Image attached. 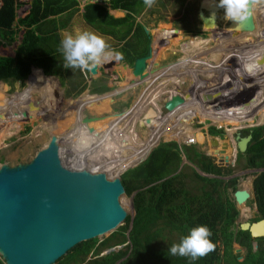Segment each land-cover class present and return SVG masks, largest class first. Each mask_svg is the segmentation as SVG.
<instances>
[{
  "label": "rangeland",
  "instance_id": "1",
  "mask_svg": "<svg viewBox=\"0 0 264 264\" xmlns=\"http://www.w3.org/2000/svg\"><path fill=\"white\" fill-rule=\"evenodd\" d=\"M13 1L14 6H16L15 18L19 19L24 17L30 9L32 0ZM109 1L110 0H77L76 6L73 8L74 10L64 12L56 16H48L45 20H42L34 25L38 26V29L40 26V32L44 33L45 37L49 39V43L51 42V44H56L57 42L60 45L62 33L65 31L75 34V30L79 29L80 31L95 33L106 40L108 45H110V50L122 53L123 59L116 60L115 58H111L109 60H103L101 64L98 65L99 70H97V73L91 77L87 75L88 77L86 79L82 74L83 70L81 68L66 69L63 65L61 72L48 76L51 77L54 82L51 81L52 79H49V82H47V79H40L39 81L34 79L31 85L24 88V83H9L0 80V88H3L1 84H4L3 93L0 92V94L4 99V104L7 106L5 114L0 121V163L3 161L10 162L22 156L33 155L37 149L46 145L48 139L58 142V150L61 147L66 146L69 142H78L80 140H89L90 138L98 137L99 140L97 141V144H95V147L100 154H107L102 151L105 147L109 148V153H113L115 156L116 154L120 155L119 153H121L125 148L123 147V144L127 143L129 145V142L127 141L128 138L125 137V134H122L124 132V127H127V130H129V125L135 123V116L137 117V115H135V111L138 110L140 115L138 116L139 123H137L136 127L134 126L135 128L131 136L135 137V140L130 142L131 145H129V149L135 155L139 153V157H141V155L142 157L140 159L138 158L135 163L129 165V167H125L122 171L118 172V169L115 170V168L112 167L110 163L111 161L108 160L109 158L104 155L105 158L103 159L113 168L112 178L117 181L121 180L120 176H122L127 170H131L140 164L149 150L154 149L156 145V147L160 145L164 146L162 144L171 142L175 144V146H166L173 147L171 149L173 152L176 150L175 152H177L178 157V160L176 161L178 166L171 175L183 172L185 178L189 179L192 175V171H194L200 177L219 181L223 186L228 185L230 181H234L233 183L235 187H241L249 192L250 199L244 204V206H237L238 216L230 228L234 234L240 223L253 221L256 216V206L254 202H252L254 200L252 181L264 170L261 168H251L246 166L245 159L237 156L234 138L236 135L239 137H245L249 131H252V128L264 127V115L261 117L260 121L255 116L256 114L264 112L263 89L259 88L260 86L257 87L258 85H255L257 87L254 90L255 100H251L253 103L251 111L254 117L251 118V122L244 120L240 122L237 121L239 117H247L246 110L244 109L246 108L245 105L248 102L242 104L241 107L228 103V116L226 117V115L224 116L221 114L214 115L217 113L219 105H207L206 98L204 97V95L206 96V93L204 94L203 91V96L199 95L200 92H196L192 95V97L187 94L183 97L182 93L184 89H188L193 76L198 79V88L203 85L208 87L205 88L207 91L213 87L216 89L215 92H217L221 89L220 85H217V83L220 80H223L221 78L223 77L224 71L226 72L229 69L226 75L234 78L230 74L232 70V73H235L236 71L241 73V70H243V63H241L239 58L247 61L251 60L250 56L256 58L253 60L255 65H251V68L249 67V69L245 68V73L246 71L249 73L252 72L253 74L259 73L258 70H260V67L262 66L260 64L262 63L264 65V0L256 4L253 8L252 23L254 28L251 32H241L247 33L240 34L242 36H246L243 37V40L245 41L241 40L242 43H240V39H238L240 35H236L240 32L233 31L232 22L224 19L223 8L217 6L216 16L219 20L213 29H204L202 27L197 17L199 4L202 0H156L152 7H147L143 3L139 10L136 13H131L130 16H128L129 13L127 12L110 9ZM213 1L216 5L219 4V0ZM257 2H259V0L254 3ZM89 4L97 5L101 8L100 16L92 25H89L82 19L83 8ZM127 16L130 19H128L126 23H120V25L113 26V29L111 28V34L109 35L105 33L108 30V27L105 26L106 21H109V19L124 20ZM255 20H258L260 26L259 32L257 30L258 26L255 24ZM130 22L131 24H129ZM136 26L140 27L139 33H133ZM26 27L27 25L25 23L22 25H19L17 22L12 23L10 29L14 32V39L10 42V44L0 46V57H6L9 59L15 57L14 52L20 44L22 35L25 33L24 31L27 30ZM164 28L165 30H163ZM28 29H32V27H29ZM214 29L217 31L214 32ZM154 32H165L166 34L170 32L171 34H174H169L170 39L172 40L170 50L174 54V57L172 56L169 64L177 61L178 68H181L182 65L181 58H185L181 48L177 47L176 42L174 41L175 38L178 37H183L180 42L185 39H201V41L207 42L206 46L211 49L230 40L232 42L229 43H231L232 46L229 47V49L226 47V43L221 45V47L224 49V52L230 50L231 55L228 56V54L224 52L222 55H219L210 49L201 48L200 50H192L190 52L191 54L194 53V55L199 56L202 54L206 60V64H203L202 60L199 64L200 70L202 71L201 73L195 66V74L191 73L190 76V70L189 74H185L182 78H179V82L182 80L188 81H184L182 84L176 85L177 87H174L175 90L171 88L168 89L174 80L173 78L169 79V77L172 76L171 69L166 70L164 75L161 74L162 76H156L152 82L144 83L143 79L145 76V69V73L147 74V71H153L152 73H154V71H158V69L163 70V67H165H161V61L163 59L158 58L155 56V52L151 51V44L156 37ZM180 32H185L187 35H179L181 34ZM136 38H138L139 42H136L134 46L131 45L136 41ZM127 41L131 44H128ZM126 44L135 47V51L130 48L128 49ZM52 48L54 49L53 45ZM127 51L129 52L128 54ZM126 55L127 57H125ZM140 58L142 59L144 65V68L142 69L143 72L141 71L139 76H134L132 75V66L134 61ZM189 58L187 56L186 60ZM50 59L55 62V65L59 64L57 56ZM46 60H49V58H45V61ZM155 62L158 64L155 65ZM196 62L199 63L197 56ZM211 63L213 64L211 65ZM239 65L241 67L240 70L239 67H237ZM45 67L49 70V72H52L51 70L54 68L50 61H46ZM205 68H207V72ZM84 72L86 74V69H84ZM245 73L242 74L245 76ZM248 75L249 74L246 76ZM233 80L239 81L240 79L235 77ZM89 81L90 83H88ZM53 83H55L56 87L53 86ZM245 84L246 86L248 85L247 83ZM48 85L50 90L46 87ZM149 85L151 86L150 89H153L154 92L163 85H165L163 88L168 89L167 91L169 95L171 94L170 92H172V95H170L172 96V98H170V102L174 99L175 103L174 101L171 102V105L170 103H166L168 102V100H164L166 97H162L157 101L160 103L159 109H162V111L160 110L162 115L157 113V108H153L152 110L150 108L149 110L147 107L149 104H147L148 102H145L144 94L149 93L150 89L146 90ZM93 87L96 90L99 88H105L107 91L93 95L90 94V92L92 93L93 91ZM194 88L197 87L195 86ZM179 90H181V92ZM54 91L60 97H62V94L64 95L63 102L60 106L55 104L57 100L54 97ZM248 91L250 90L248 89ZM260 93L262 95H260ZM234 96L236 95H233L232 98ZM259 100H261V102ZM221 102L227 103L229 102V98H224ZM146 107L147 110L145 109ZM165 108H172V110L165 111ZM194 108H196V110ZM26 109H29L30 114L34 109L31 116H27L25 118H22L21 116L16 118H7V115L11 112L17 110L26 111ZM140 112H142V114ZM190 113H192L191 115H194L195 113L198 114L203 123L204 130H200L202 125L196 126L197 124L195 121L193 122V120H191L192 116L184 117L185 115H190ZM161 118L162 120L160 121L163 123L161 122L162 125H159L158 122L160 121H157V119ZM215 120L218 123L215 122L216 124H214L213 121ZM234 120L238 122L236 125L232 123ZM166 121H168L167 124L164 123ZM225 122L232 124V126L226 127L229 128L228 130H233L229 136H227L226 131H224ZM143 123H148L147 133H149V139H147L145 135L144 137H141L137 133V130L139 133L143 132ZM193 123H195L194 129L197 130L196 132L194 131L195 136L197 137L196 140L193 139V135L188 138L192 140H187L184 135V139L183 137L176 140L169 137L167 138V134L169 135L175 133L171 128L172 126H185L193 129ZM219 124L222 126H219ZM161 126L164 127V130L154 135L158 128L162 129ZM83 129L85 131H83ZM260 132L261 136H264L263 128ZM103 139L105 142L100 143ZM211 139H216L218 142L216 144V148L212 147L211 142L208 141H211ZM149 141L150 143H148ZM219 141H225L228 143L225 145ZM147 143L154 146L149 149ZM222 145L225 146L223 150L224 156L229 159V161L227 165L222 163V167L216 166L220 169L219 172L221 174H204L196 169V161L200 160L199 155L196 156L197 153L209 155L208 157L213 160L212 164L215 165L213 156H217L215 151L222 148ZM211 150H213V154ZM69 151L70 149H68V152ZM230 153H232V156ZM61 156L62 160L65 161L63 153ZM65 163V167L72 168L66 161ZM101 176L103 177L101 181L111 182L105 180L106 178L109 179L105 174H101ZM164 178H169V174ZM197 186L199 187L200 185H198V183L196 185H192L190 180H188L187 185H183L184 189L195 195H198L199 192ZM207 186H209V184H207ZM148 188L149 186H146L140 188V190L143 191ZM231 190L232 189L230 188L227 189L228 196L229 194L231 195ZM135 193L136 191L127 195L126 191L123 189V193L119 195V202L127 212V217L125 218L126 222L121 223V226L117 227L114 231L96 239L92 249L85 253V255L81 258L83 260L79 264H89L96 259L99 260L100 258H103L108 260L115 257L116 259H113L111 264H121L129 256L132 248L129 233L131 231L135 215L132 200ZM178 198L182 200L180 196ZM175 203L177 206L181 205V201L179 200H176ZM173 214L177 217L181 216L180 211L177 209H174ZM197 215L198 212L194 210V216L191 215V218L193 219L189 221L187 226L192 225L193 227L195 225L194 219H196ZM153 222L154 225L150 229L151 232L153 233V230L157 229H160L161 232L158 235H155V233L152 234V239L149 243L150 248L167 251L173 243H179L181 240L179 230L175 227V230H172V228L169 229L165 224V219L163 218L155 219ZM217 245L219 247V251H221L220 245ZM251 246L252 251L257 249L254 242L251 243ZM231 249L232 254L236 255L237 261H241L244 256V249L234 242L231 243ZM212 263L216 264L214 261H212ZM258 264L263 263L260 262Z\"/></svg>",
  "mask_w": 264,
  "mask_h": 264
},
{
  "label": "trees",
  "instance_id": "2",
  "mask_svg": "<svg viewBox=\"0 0 264 264\" xmlns=\"http://www.w3.org/2000/svg\"><path fill=\"white\" fill-rule=\"evenodd\" d=\"M261 1L262 0H259V2L255 3V5L260 3ZM76 2L77 0H32L28 13L24 17L17 20V23L19 25L25 23L27 25V30H25L20 44L19 46H17L14 52L15 57H13L12 59L0 57V80L9 83L22 81L28 73L26 76L24 87L26 88L31 85V79L29 78V75L35 72V68H30V66L40 68L44 75H54L57 72H61V69L64 65V59L62 54L58 51L59 44L57 42L56 44H51V42L49 43V39L43 36V34L34 37V25L41 22L42 20H45L48 16H56L64 12L74 10L73 8L76 6ZM109 2L110 9H117L127 12L129 13L128 16H130L131 13H136L143 4V0H110ZM15 7L16 6H14L13 0L1 1L0 46L8 45L14 39V32L10 28L15 16ZM100 12L101 8L97 5H86L83 8L82 19L89 25H92L100 16ZM128 16L126 17V19L124 18V20L109 19V21H106L105 26L108 27V30L105 33L109 35L111 34V28L113 26L120 25V23H126L128 19H130ZM129 24H131V22ZM255 24L258 26V20H255ZM29 27H32L33 29H28ZM139 31L140 27L136 26V29L133 31V33H139ZM155 33L161 34L162 32H154V34ZM240 34L247 33L240 32L236 35ZM243 37L246 36H239L238 39H240V43H242L241 40L245 41L243 40ZM169 39V34H165L161 38V40H158V45H156V48L154 50L155 56L163 59L161 61V67L165 66L163 67L164 69H158V71H154V73H152L153 71H147V74L145 73V69V80L160 73H164L167 69L172 70L173 68L177 67V61L169 64L170 59L174 55L170 50V46H172V40ZM181 39H183V37L175 38L174 41L176 42V46L181 48L185 58H181V68L172 71L171 77L175 79V84H171L169 88L167 87L168 89L171 88L175 90L177 84V73L181 71L189 73V71L191 70L190 74H195V67L193 66H196V68L200 70L199 64L201 60L203 64H206V60L202 54H200L199 56L194 55V53L191 54L189 52H191L192 50L195 51L196 49L200 50L202 48L210 49L215 53L222 55L224 49L221 47V45L226 43L225 45L228 49L232 46L231 43H229L232 41L228 40L227 42L221 43L219 46L217 45L216 47L211 49L206 46L207 42L201 41V39H185L184 41L180 42ZM136 42H139L138 38H136V41L133 44H131L130 42H128V44L134 46ZM52 45L54 49L52 48ZM126 46L128 49L130 48L135 51V47L127 44ZM128 53L129 52L127 51V54ZM224 53H227L228 56L231 55L230 50ZM55 56H57L59 59V64L57 65H55V62L50 59ZM187 56L188 58L190 57L188 60H186ZM196 56L198 57L199 63L196 62ZM125 57H127V55ZM45 58H49V60L46 61H50L51 65L54 66V68L51 70L52 72H49V70L45 67ZM239 59L241 60V63H243V70H241V73L239 71H236L237 73H232V70L230 74L234 78L229 76L228 80L235 79V77L237 79H241L240 81H242V79H251L252 84L245 89L242 88L238 82L235 83L233 87L229 84L227 92L228 96H231L232 94L236 95L235 97L229 99V103L234 104V106L237 105L238 107H241L242 104L250 100H255L254 90L258 86L262 87L264 92V65L262 63L260 64L262 65L260 67L261 76H257V74H253L252 72L249 73L248 71H246L245 73V68L249 69V63L247 60H242L241 58ZM155 63V65L158 64L157 62ZM191 64L192 66H190ZM240 65L237 66L239 67V70L241 69ZM96 67L98 68V66ZM227 71H229V69ZM227 71L223 72V76L224 74L226 75L228 73ZM201 72L202 71L200 70V73ZM242 73L249 75L244 76ZM154 79L155 77L144 81V83L152 82ZM224 80L225 79L220 80L217 85H220L221 87L222 83H225ZM255 85L258 86L256 87ZM150 88L151 86L149 85L147 86L146 90ZM168 89H165L164 91L156 90L155 92L153 91V89H150L151 92L149 91L148 94H144L145 102H148L147 104L149 105L153 104L163 94L167 93ZM248 89L250 91H248ZM92 90V93L107 91V89L105 88H99L96 90L94 87ZM196 92H201V90H199V88L197 87ZM182 95L183 97L186 96L185 93H182ZM3 103L4 101L0 96V106L3 105ZM216 105H219L217 113L221 110L226 114L227 117L228 113H226L225 103L220 101V103ZM5 109H7L6 105L3 108H0V121L5 114ZM170 110H172V108ZM24 113L27 114L26 117L32 115V113L30 114L29 109H26ZM191 114L192 113H190V115L188 116L185 115L184 117L192 116L191 120H193V122L195 121V123L197 124L196 126H203L202 121L198 119V114ZM164 123L167 124L168 121ZM195 123H193L192 128L195 127ZM236 124L237 122H234V125ZM226 126H232V124L227 123ZM182 127L183 126H172L171 128L175 133L171 134L169 138H173L176 140L182 138V134L190 133L191 136L193 135V139H197L194 130H191L185 126L183 128ZM262 128L264 129V127H256L251 129V139L247 145L245 152L243 154H237L239 158L243 157L245 159L247 167L264 169V136H261L260 132ZM232 131L227 129V136H229ZM145 136L147 139H149V133L145 134ZM222 142H224L225 144L228 143H226L225 141ZM167 145L175 146V144L173 143ZM153 146L154 145L148 144L149 149H151ZM171 148L173 147L166 145L161 147L158 146L149 153V155L143 162H141L135 168L126 171L121 176V182L127 195L136 191L132 200L135 215L133 218L131 231L129 233V239L132 248L129 256L121 264H214L212 263V261H214L216 264H258L260 262L264 264V237L251 239L247 232L239 231L238 229H236L233 234L230 230L238 214L234 209L233 203L230 202V197L228 196L227 192L228 188L232 189L231 191L235 189V185L233 183L234 181H230L228 185L223 186L219 181L200 177L194 171H192V175L189 177V179L185 178L183 172H178L175 175H171L174 173L176 167L178 166L176 162L178 160L177 152H175L176 150L173 152ZM197 155H199L200 160L196 161V169L204 174L213 173L219 175L220 169L212 164L211 159L204 157L201 153H197L196 156ZM141 157H139V159ZM168 174L169 178L165 179L164 177ZM188 180H190V183L192 185H196L197 183L198 185H200L199 187L197 186V189L199 190L198 195L190 193V191L184 189L183 185H187ZM207 184H209V186H207ZM146 186H149V188L143 191L140 190V188ZM252 190L254 195V200L252 202H254L256 206V216L254 218V221H257L260 219H264V171L253 179ZM179 196L183 201L178 198ZM176 200L181 201L180 206L176 205ZM174 209L180 211V217H177L173 214ZM194 210L198 212L196 219H194L195 225L193 227L192 225L187 226L189 221L193 219L191 218V215L194 216ZM161 218L165 219V224L169 229L172 228V230H175V227L177 230H179L181 238L187 236L190 233V230L194 227L201 225L209 227L212 232L210 239L215 244V250L210 252L203 258L192 261L189 257L171 256L168 253V250L164 251L150 248L149 243L151 242L152 234L155 233V235H158L161 232L160 229L153 230V233L151 232L150 229L154 225L153 220ZM124 222H126V220ZM95 242L96 240H91L88 242L79 243L78 245L70 249L65 256L58 259L55 264H79L83 260L81 258L85 255V253L89 252L92 249ZM232 242L236 243L238 246L244 249V256L241 261H237L236 255L232 254ZM252 242H254L257 247L255 251H252L251 249ZM217 244L220 245L221 251H219V247ZM113 259H116V257ZM113 259L107 260L100 258L99 260L96 259L89 264H111V261ZM0 264L2 263L0 262Z\"/></svg>",
  "mask_w": 264,
  "mask_h": 264
},
{
  "label": "water",
  "instance_id": "3",
  "mask_svg": "<svg viewBox=\"0 0 264 264\" xmlns=\"http://www.w3.org/2000/svg\"><path fill=\"white\" fill-rule=\"evenodd\" d=\"M249 0L243 20L231 21L236 32L253 31ZM213 0H202L197 17L204 29H213L218 22ZM142 59L134 61L132 75L139 76ZM89 73L96 74V67ZM171 103V102H169ZM17 110L7 118L26 117ZM1 117V116H0ZM148 122L147 120H145ZM251 139L234 138L239 154L245 152ZM211 140L212 146L216 142ZM219 151L221 154L224 145ZM58 143L50 139L33 155L0 163V262L2 264H55L74 246L100 238L115 230L127 216L119 203L118 184L107 185L95 176L78 173L73 179L56 157ZM225 165L227 162L225 160ZM218 166L223 165L219 159ZM121 183V182H120ZM121 188H123L121 184ZM249 197L244 189L235 190L232 199L237 206ZM251 239L264 237V220L241 223Z\"/></svg>",
  "mask_w": 264,
  "mask_h": 264
},
{
  "label": "clouds",
  "instance_id": "4",
  "mask_svg": "<svg viewBox=\"0 0 264 264\" xmlns=\"http://www.w3.org/2000/svg\"><path fill=\"white\" fill-rule=\"evenodd\" d=\"M155 2H156V0H143L144 5H146L147 7H152ZM0 4H1V1H0ZM248 4H249V0H219L218 7L224 9V19L226 21H236V20H243L245 18V16L248 14L247 13ZM15 10H16V8H15ZM251 15H252V13H251ZM15 17H16V12H15L13 23L15 22V20H16V22L18 20ZM58 51L63 56L64 68H66V69L67 68H81L83 70L82 74H83L85 79L88 76H90V77L92 76L89 73L90 67H96V66L100 65L103 60H109L111 58H115L116 60H122L123 59L122 53L114 52V51L110 50V45H108V43L106 42V40L103 37L98 36L97 34L89 32V31H80L79 29L75 30V34H73L71 32H67V31L62 33V38L60 41ZM4 58H6V57H4ZM31 67H35V66H30V68ZM30 68H29V70H30ZM36 68L40 70V68H38V67H36ZM84 69H86V74L84 72ZM97 70H99V68H96V73H97ZM41 73H43V72L41 71ZM27 74H26V76H27ZM26 76L22 81H17V83L18 84L19 83L25 84ZM48 76L49 75H44V77H48ZM143 80H145V79H143ZM90 81H91V79H90ZM90 81L88 83H90ZM53 93H54L55 99L57 100V102H55V104L59 103L60 102L59 99H61V97L58 96V94L55 91ZM90 94L94 95L96 93L90 92ZM250 136H251V131H250ZM49 140L50 139H48V141ZM170 143H166L164 145H167ZM234 145H235V143H234ZM212 147L216 148V146H212ZM155 148H157V147H155ZM154 149H152V150H154ZM152 150H150L148 152L147 156L149 155V153ZM235 151H236V148H235ZM236 153L239 154L237 151H236ZM203 156L206 158H209L208 157L209 155H203ZM146 157L144 158V160L146 159ZM213 158L215 160V166H218L217 165V158H219V157L213 156ZM209 159H211V158H209ZM144 160L142 159V162ZM222 166L223 165H221L219 167H222ZM119 181L121 182V180H119ZM101 182L107 184V182H103V181H101ZM121 184H122V182H121ZM122 186H123V184H122ZM123 188H124V186H123ZM238 189H243V188L235 187V189L231 192V195L229 194L230 202L233 203L234 209L236 211H237V205L234 202V200L232 199V193ZM244 190H246V189H244ZM248 194H249V192H248ZM128 195H130V194H128ZM249 199H250V194H249L248 199L243 204L239 205V207L244 206V204ZM237 213H238V211H237ZM237 216H238V214H237ZM235 220H234V222H235ZM260 220H264V219H260ZM257 221H259V220H257ZM257 221L253 220V221L243 222V223L251 224V223H254ZM120 226H118V227H120ZM236 229H238V228H236ZM243 232H246V231H243ZM211 235H212V232H211L210 228L205 226V225L194 227L190 230V233L187 236H184L181 238L179 243H173L169 247L168 253L171 256L189 257L192 261H196L197 259L203 258L207 254H209L210 252L215 250V244L210 239ZM93 240H96V239H93Z\"/></svg>",
  "mask_w": 264,
  "mask_h": 264
},
{
  "label": "bare ground",
  "instance_id": "5",
  "mask_svg": "<svg viewBox=\"0 0 264 264\" xmlns=\"http://www.w3.org/2000/svg\"><path fill=\"white\" fill-rule=\"evenodd\" d=\"M256 5H255V3H253L252 4V8H251V13H253V8L255 7ZM253 17H254V14H253ZM259 23H258V27H257V30H258V32H259ZM264 35V34H263ZM190 53V52H189ZM187 54V53H186ZM250 59L251 60H249L248 61V63H249V67L251 68V65H255V63H254V59L255 58H253V57H250ZM213 63H211V65H212ZM259 65V64H258ZM190 66H192V65H190ZM193 67H195V66H193ZM178 69V63H177V67H175V68H173L171 71H174V70H177ZM205 70H206V72H207V68H205ZM259 71V73H257V76H261V68H260V70H258ZM257 71V72H258ZM161 74H165V72L164 73H160V74H158V75H161ZM185 74H189V73H187V72H185V71H181V72H179V73H177V84L176 85H180V84H182L184 81H188V80H182V81H180L179 82V78H182ZM158 75H155V76H152V77H156V76H158ZM190 76H191V74H189ZM151 77V78H152ZM226 77H229L228 75H226ZM173 77H169V79H172ZM224 78H225V76H224ZM257 78V77H256ZM148 79H150V78H148ZM174 79V78H173ZM227 79V78H226ZM231 79V78H230ZM147 80V79H146ZM241 80V79H240ZM235 81V80H225V82L226 83H222V86H221V89H219L217 92H215V91H213V90H211V89H208L207 91L206 90H204L203 92H204V94L206 93V96L203 94V92H201L199 95L201 96H203L204 95V97L206 98V103H207V105H212V106H215L216 104H218L223 98H222V96L225 94V96L226 97H224L225 99H227V98H229V96H228V92H227V88H229V84H230V86H232L233 87V85L235 84V83H239L240 85H241V87L242 88H246V87H248V86H250L251 84H252V81H251V79H242V81ZM253 80H255V79H253ZM145 81V80H144ZM143 81V82H144ZM191 81L192 82H190V85L188 86V89H184L183 90V93H185V94H187V95H189L190 97H192V95H194L195 93H196V90H197V88H194L195 86L196 87H198V79L195 77V76H193V78L191 79ZM234 81H235V83H234ZM247 83L248 85L246 86V84L245 83ZM171 84H175V79L172 81V83ZM165 85H163L161 88H158L157 90H159V91H164L166 88H163ZM177 87V86H176ZM259 87V86H258ZM226 88V89H225ZM260 88V87H259ZM214 90H216V89H214ZM179 91H181V90H179ZM178 91V92H179ZM221 91V92H220ZM171 94L170 95H172V92H170ZM220 94H221V96H220ZM169 94H168V92L167 93H165V94H163L160 98H165L164 100H168V102H166V103H169L170 102V98H172V96H170ZM233 95V94H232ZM159 98V99H160ZM158 99V100H159ZM158 100H156L153 104H151V105H149V106H147L148 107V109L150 110V108H151V110L153 109V108H157V110H158V114H162L161 113V111H162V109L160 108L159 109V104L160 103H158L157 101ZM174 100V99H173ZM259 101H261V100H259ZM171 102H173V101H171ZM229 103V102H228ZM172 103H170V105H171ZM147 107L145 108L146 110H147ZM166 110L165 111H169L171 108H165ZM161 110V111H160ZM141 114H142V112H140ZM115 115V114H114ZM135 115H137V117L135 116V123L134 124H132V125H129V130H127V127L125 128L124 127V132L122 133V134H125V137H127L128 139H127V141L129 142V145H131L130 144V142H132V141H134L135 140V137H133V136H131L132 135V133H133V131H134V128L137 126V123H139V119H138V116H140L139 115V111L138 110H136L135 111ZM264 115V113H262L261 114V116H259V117H257L258 119H259V121L261 120V117ZM257 119V120H258ZM123 121V120H122ZM105 122H107V121H105ZM162 121H160V122H158V124L160 125H162V123H161ZM214 122V121H213ZM129 124V123H128ZM135 126V127H134ZM164 126V125H163ZM219 126H222V125H220L219 124ZM143 132H138V130H137V133L141 136V137H144V135L147 133V131H148V126H147V124H145V123H143ZM226 127L227 126H225L224 125V129H226ZM39 128V127H38ZM161 128L162 129H160L159 130V132L160 131H163L164 130V127H162L161 126ZM42 129V128H41ZM83 131H85L84 129H83ZM35 132V131H34ZM158 132V133H159ZM84 133V132H83ZM51 134H53V133H51ZM155 135V134H154ZM186 136V138H189V136H191L190 135V133H186V134H182V136ZM52 137V136H51ZM85 138V137H84ZM99 139H98V137H95V138H90L89 140H80V141H78V142H69L66 146H64V147H61L60 149H58L57 151H56V157H57V159L62 163V165L64 166L66 163H65V161L67 162V164L70 166V167H72V168H65V169H67L69 172H70V174H71V177L73 178V179H76L77 178V174L80 172V173H85V174H87V175H89V176H95L96 178H98L99 180H100V182H101V179H103V177L101 176V174L102 175H106L109 179H105L106 181H111V182H107V185H112L113 184V182H116V184H118V186H120L119 187V191L120 192H118V191H116L117 193H120L119 195H121L122 193H123V189L121 188V184L119 183V181H117V180H114L113 178H112V174H113V168H115V170H117L118 172H120V171H122L123 170V168H125V167H129V165H131V164H133V163H135V161L139 158V153H137L136 155L132 152V151H130V149H129V145L126 143V144H123V147H125L123 150H122V152L121 153H119L120 155H118V154H116V156L113 154V153H109V148H103V150L102 151H104V152H106L107 154H105V153H101L100 154V152L99 151H97L96 150V147H95V144H97V141H98ZM101 140V139H100ZM188 140H192V139H188ZM195 141V140H194ZM214 141V140H213ZM105 141H104V139H103V141H100V143H104ZM150 142V141H149ZM216 142V141H215ZM220 143H222V144H225L224 142H222V141H219ZM216 144H217V142H216ZM105 146H106V144H105ZM136 146V145H135ZM157 146V145H156ZM155 146V147H156ZM134 148V147H133ZM68 149H70V151L68 152ZM230 149V148H229ZM214 150V149H213ZM213 150H211V152H212V154H213ZM218 150V151H217ZM215 152H216V154L218 155V156H220L219 157V159H221V162L222 163H224L225 162V160H226V162L228 163V161H229V159H227L225 156H224V152H222L221 154H219V151L221 150V148L220 149H217ZM231 150V149H230ZM150 151V150H149ZM148 151V152H149ZM63 153V157H64V160L65 161H63L62 160V156H61V154ZM148 154V153H147ZM104 155L106 156V157H108L109 159L108 160H110L111 162V165H112V167H111V165L109 164V163H107L103 158H105L104 157ZM147 156V155H146ZM145 156V157H146ZM231 156H232V153H231ZM219 159H218V161H219ZM77 163V164H76ZM225 165V164H224ZM65 167V166H64ZM101 172H103V173H101Z\"/></svg>",
  "mask_w": 264,
  "mask_h": 264
},
{
  "label": "crops",
  "instance_id": "6",
  "mask_svg": "<svg viewBox=\"0 0 264 264\" xmlns=\"http://www.w3.org/2000/svg\"><path fill=\"white\" fill-rule=\"evenodd\" d=\"M46 22V21H45ZM15 23H16V20H15ZM163 27H165V26H163ZM33 29V28H32ZM38 29V26H35L34 27V34H33V36L35 37V36H40L41 34H43V36H45L44 35V33H40V26H39V29ZM163 30H165V28L163 29ZM170 30H171V28H170ZM181 34H179V35H184V34H186L187 35V33H185V32H180ZM156 34V37H155V39L154 40H156V41H153V43L151 44V46H152V48H151V51L153 52L154 50H155V48H156V45H158V40L160 39V38H162L166 33L164 32V33H161V34H157V33H155ZM168 34H170V35H174V34H171L170 32H168ZM46 36H47V34H46ZM3 43V42H2ZM167 70H169V69H167ZM29 78L31 79V84H32V82L34 81V79L36 80H40V79H47V82H49V79H52L51 77H44V75L41 73V71L39 70V69H37V68H35V72L33 73V74H31V75H29ZM52 82H54L53 81V79L51 80ZM1 86L3 87V88H0L1 90H0V92L1 93H3V90H4V84H1ZM53 86L54 87H56V85H55V83H53ZM46 87H48V89H49V85L48 86H46ZM205 88H208V87H205V86H201L200 88H199V90H201V92L202 91H204V90H206ZM213 88V87H212ZM212 88H210L211 90H213V91H216V90H214V88L212 89ZM261 89H262V87H260ZM50 90V89H49ZM200 92V93H201ZM199 93V94H200ZM260 95H262L261 93H260ZM0 96H1V94H0ZM232 96L233 95H231V96H229V99L230 98H232ZM2 97V96H1ZM224 97H226L225 96V94L222 96V98L224 99ZM235 97V96H234ZM3 99V98H2ZM197 99V98H196ZM199 99V98H198ZM222 99V100H223ZM187 100V99H186ZM221 100V101H222ZM3 101H4V99H3ZM251 101V100H250ZM249 102V101H248ZM257 102V101H256ZM261 102V101H260ZM174 103H175V101H174ZM220 103V102H219ZM225 103V102H224ZM247 103V102H246ZM228 102L227 103H225V105H226V113H228L227 112V109L229 108L228 107ZM4 103H3V105H1L0 106V108H3L4 107ZM243 107V106H242ZM195 110H196V108H194ZM244 111V110H243ZM239 112H242V111H239ZM238 112V113H239ZM262 113H264V112H261V114ZM219 114H221V115H226L225 113H223L221 110H220V112H218V113H216V114H214V115H219ZM261 114L259 115V114H256V115H259V116H261ZM253 116V114L252 115H249V117L251 118ZM258 116V117H259ZM198 119L200 120V117L198 116ZM242 119H247V117L246 118H241V117H239V120H242ZM161 119H157V121H160ZM238 121V120H237ZM212 122V121H211ZM218 123L216 120L213 122L214 124H216V123ZM221 122V121H220ZM234 122H236L235 120L232 122V123H234ZM238 122H240V121H238ZM237 122V123H238ZM221 125V124H220ZM224 125L226 126L227 125V123L225 122L224 123ZM204 126H202V127H200V130H204V128H203ZM189 129H191V127H188ZM191 130H194L195 132L197 131V130H195L194 128L193 129H191ZM159 132V128H158V130L154 133V134H156V133H158ZM171 134H167L166 136H167V138L170 136ZM209 142H210V140H208ZM214 141H216V139H214ZM217 142V141H216ZM218 143V142H217ZM210 144V143H209ZM217 157H220V156H218L217 155ZM219 159V158H218Z\"/></svg>",
  "mask_w": 264,
  "mask_h": 264
},
{
  "label": "flooded vegetation",
  "instance_id": "7",
  "mask_svg": "<svg viewBox=\"0 0 264 264\" xmlns=\"http://www.w3.org/2000/svg\"><path fill=\"white\" fill-rule=\"evenodd\" d=\"M216 6H218V5H216ZM214 32L215 31H217L216 29H214L213 30ZM133 67V66H132ZM215 76V75H214ZM224 76H225V78H224ZM221 79H226V75H224ZM214 79H218V78H214ZM228 79V78H227ZM230 79V78H229ZM63 97H64V95L62 94V97H61V99H59L60 100V102L59 103H56L58 106H60V104L63 102ZM245 109H246V114H247V119H242V120H239L238 119V121H248V122H251V118L252 117H254V116H252L251 118L249 117V115H252V108H253V103L251 102V101H249L246 105H245ZM244 109V110H245ZM261 114V113H260ZM259 114V115H260ZM259 115H255L256 117H258ZM227 129H229V128H226V129H224V131H226ZM232 131V130H231ZM187 140H188V138H187ZM226 145V144H225ZM230 155H231V153H230ZM212 162H213V160H212Z\"/></svg>",
  "mask_w": 264,
  "mask_h": 264
}]
</instances>
